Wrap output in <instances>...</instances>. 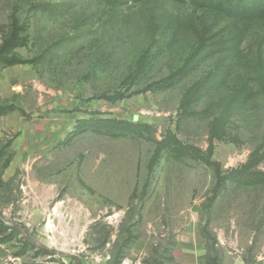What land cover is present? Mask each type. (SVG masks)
Listing matches in <instances>:
<instances>
[{
    "label": "rangeland",
    "instance_id": "374dc122",
    "mask_svg": "<svg viewBox=\"0 0 264 264\" xmlns=\"http://www.w3.org/2000/svg\"><path fill=\"white\" fill-rule=\"evenodd\" d=\"M13 24L24 44L3 57L25 63L0 60V221L18 232L0 235V264H264V185L215 194L208 165L226 174L260 151L264 172V23L165 89L197 31L225 37L229 21L188 0H0V47ZM204 79L214 88L185 110ZM115 94L128 97L102 98ZM90 118L137 126L77 129Z\"/></svg>",
    "mask_w": 264,
    "mask_h": 264
},
{
    "label": "trees",
    "instance_id": "16d2710c",
    "mask_svg": "<svg viewBox=\"0 0 264 264\" xmlns=\"http://www.w3.org/2000/svg\"><path fill=\"white\" fill-rule=\"evenodd\" d=\"M106 4L111 6H122L128 2H143L148 0H102ZM190 4L199 9L210 11L214 15L223 18L231 23L233 27L228 28L227 35L225 37L220 36L217 33H212L210 29H203L197 31V45L188 54L183 64L173 73L165 77L160 81L161 88L165 89L172 86L175 82L186 77L191 73L202 61L211 58L216 55H220L224 52H231L239 46L243 38V30L239 27L248 26L253 23H264V0H188ZM183 2V1H181ZM23 41L19 39V33L17 26L13 24L12 32L10 36L4 41L0 47V60H3L7 65H13L17 63H25V61L17 60L13 57H3V54L9 53L11 49L17 48L23 45ZM263 69V60L260 61ZM142 64L140 65V67ZM217 81V80H216ZM216 81L204 79L194 84L186 93L183 99V106L186 110L188 105L199 97L205 95L211 89L214 88ZM139 94V93H137ZM128 96L123 94H115L112 96H103L102 98L115 102L120 101ZM186 112V111H185ZM110 125V129L107 133L111 135L118 134L127 128H136L137 125L133 123L116 121V120H99V119H81L78 121L77 129L84 131H96L100 129L102 125ZM173 138V137H170ZM171 139L167 138L159 142L150 158L148 164V174L144 184V188H147L150 180L154 174L155 168L158 166L162 156L171 150ZM211 152V149L209 150ZM260 151H255L250 156L248 161L237 169H231L226 174L222 173L220 165L211 158H208V165L213 168L215 176V194L221 189L227 180H245L247 184H261L264 185V172L257 169V165L262 158L259 155ZM18 231L14 226H8L4 221H0V235H5L4 240H11ZM202 234L206 240H211L210 232L204 228ZM24 245H31L36 248L37 245L32 244L28 238H25ZM41 254H52L50 250L40 247L36 249ZM206 264H221L217 254H211L207 256Z\"/></svg>",
    "mask_w": 264,
    "mask_h": 264
},
{
    "label": "water",
    "instance_id": "95a60500",
    "mask_svg": "<svg viewBox=\"0 0 264 264\" xmlns=\"http://www.w3.org/2000/svg\"><path fill=\"white\" fill-rule=\"evenodd\" d=\"M136 120H137V117L135 116V117H134V121H136Z\"/></svg>",
    "mask_w": 264,
    "mask_h": 264
}]
</instances>
